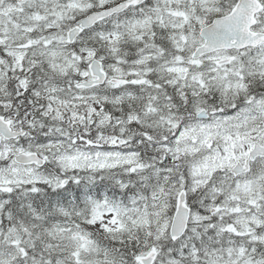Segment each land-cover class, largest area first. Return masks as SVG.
I'll list each match as a JSON object with an SVG mask.
<instances>
[{
    "label": "snow or ice",
    "instance_id": "1",
    "mask_svg": "<svg viewBox=\"0 0 264 264\" xmlns=\"http://www.w3.org/2000/svg\"><path fill=\"white\" fill-rule=\"evenodd\" d=\"M0 264H264V0H0Z\"/></svg>",
    "mask_w": 264,
    "mask_h": 264
}]
</instances>
